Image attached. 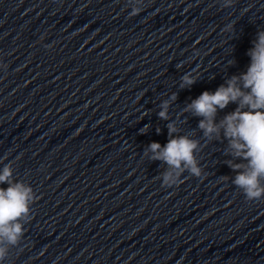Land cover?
Segmentation results:
<instances>
[{
  "label": "clouds",
  "instance_id": "1",
  "mask_svg": "<svg viewBox=\"0 0 264 264\" xmlns=\"http://www.w3.org/2000/svg\"><path fill=\"white\" fill-rule=\"evenodd\" d=\"M220 2L222 7L227 8L233 5L234 0ZM126 4L131 7L130 16H135L144 10L145 0H126ZM223 31L234 32V24H227ZM246 54L250 57L246 71L227 78L214 92L203 91L186 103L175 120L169 110L177 101V93H171L160 103L157 115L161 120L168 121V140L164 145L159 142L148 144L143 157L167 166L158 176L162 187L178 186L185 172L202 178V168L196 156L202 149L200 140L181 134L179 126L186 122L180 118L190 114L200 118L197 129L207 141L227 142L224 154L231 159L224 163L235 173L231 182L242 191L246 200L264 197V30L257 31ZM234 63V60L230 62ZM199 79L197 71L184 73L180 77L179 88L190 89ZM230 104H235L236 108L217 121L218 112ZM148 128L146 125L141 132L146 133ZM156 131L160 133L159 128ZM5 184L6 188L0 187V262L21 241L24 227L31 219L32 205L38 199L30 184L14 180L11 162L0 169V185Z\"/></svg>",
  "mask_w": 264,
  "mask_h": 264
}]
</instances>
